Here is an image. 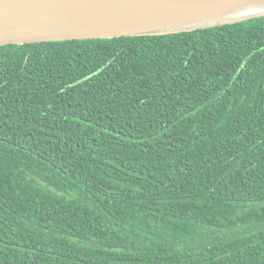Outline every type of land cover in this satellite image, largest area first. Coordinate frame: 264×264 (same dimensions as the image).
I'll list each match as a JSON object with an SVG mask.
<instances>
[{
    "label": "trees",
    "instance_id": "trees-1",
    "mask_svg": "<svg viewBox=\"0 0 264 264\" xmlns=\"http://www.w3.org/2000/svg\"><path fill=\"white\" fill-rule=\"evenodd\" d=\"M0 264H264V17L0 46Z\"/></svg>",
    "mask_w": 264,
    "mask_h": 264
},
{
    "label": "water",
    "instance_id": "water-1",
    "mask_svg": "<svg viewBox=\"0 0 264 264\" xmlns=\"http://www.w3.org/2000/svg\"><path fill=\"white\" fill-rule=\"evenodd\" d=\"M264 17V0H0V46L188 31Z\"/></svg>",
    "mask_w": 264,
    "mask_h": 264
}]
</instances>
